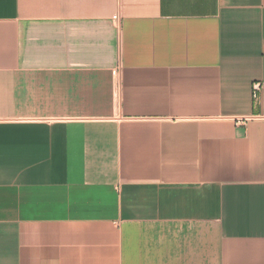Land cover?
<instances>
[{"label": "crops", "instance_id": "crops-1", "mask_svg": "<svg viewBox=\"0 0 264 264\" xmlns=\"http://www.w3.org/2000/svg\"><path fill=\"white\" fill-rule=\"evenodd\" d=\"M0 264H264V0H0Z\"/></svg>", "mask_w": 264, "mask_h": 264}, {"label": "built area", "instance_id": "built-area-1", "mask_svg": "<svg viewBox=\"0 0 264 264\" xmlns=\"http://www.w3.org/2000/svg\"><path fill=\"white\" fill-rule=\"evenodd\" d=\"M113 19H114V21L116 23H119V17L118 16H114ZM260 90H261V84L260 83H256L254 85V97L255 98L258 97V93H259ZM236 121H237L238 124H244L246 119H237Z\"/></svg>", "mask_w": 264, "mask_h": 264}]
</instances>
